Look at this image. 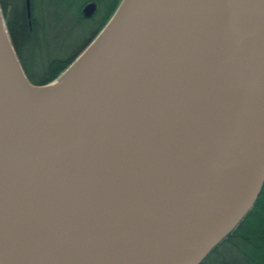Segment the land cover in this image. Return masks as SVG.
<instances>
[{"label":"water","instance_id":"obj_1","mask_svg":"<svg viewBox=\"0 0 264 264\" xmlns=\"http://www.w3.org/2000/svg\"><path fill=\"white\" fill-rule=\"evenodd\" d=\"M263 188L264 0H123L45 86L0 8V264H201Z\"/></svg>","mask_w":264,"mask_h":264},{"label":"trees","instance_id":"obj_2","mask_svg":"<svg viewBox=\"0 0 264 264\" xmlns=\"http://www.w3.org/2000/svg\"><path fill=\"white\" fill-rule=\"evenodd\" d=\"M30 7L31 17L27 0H0L6 29L25 75L33 85L45 86L57 80L79 55L47 53L56 48L58 36L67 26L58 30L63 10L46 8L39 0H30ZM45 18L52 21H39ZM68 36L66 44L74 48L81 44L80 32L72 31ZM201 264H264V188L244 220Z\"/></svg>","mask_w":264,"mask_h":264},{"label":"flooded vegetation","instance_id":"obj_3","mask_svg":"<svg viewBox=\"0 0 264 264\" xmlns=\"http://www.w3.org/2000/svg\"><path fill=\"white\" fill-rule=\"evenodd\" d=\"M38 1V0H37ZM123 0H39L46 8L62 9V18L58 19L63 34L58 36L59 42L53 50H47L51 55H80L94 41L99 33L104 29L103 25L111 20ZM90 7L93 12L90 15L85 10ZM71 10V11H70ZM39 21H52L51 18L40 19ZM58 22V21H57ZM77 31L81 33V44L68 45L70 39L69 32ZM66 34V35H65Z\"/></svg>","mask_w":264,"mask_h":264},{"label":"bare ground","instance_id":"obj_4","mask_svg":"<svg viewBox=\"0 0 264 264\" xmlns=\"http://www.w3.org/2000/svg\"><path fill=\"white\" fill-rule=\"evenodd\" d=\"M5 38L7 40V43L9 45V48L11 50V53L13 55V58H14L15 62L19 66L17 58H16V56L14 54V51H13V49L11 47V44L9 42V39H8L7 35L5 36ZM247 45H248L247 42L240 41L239 39H237L236 33L234 31V26L232 24V25L227 26L225 28L224 32L222 33L220 41H219V44H218V47H217V54L218 55H229V54H235V53H239V52H246L247 51ZM214 84H215V86L217 88H220V89L223 88V87L226 88L225 83L222 82V81H215ZM232 86H234V85H232ZM226 90H228V89H226ZM228 94H229V91L223 93L220 96V98L222 96H225V95H228Z\"/></svg>","mask_w":264,"mask_h":264},{"label":"rangeland","instance_id":"obj_5","mask_svg":"<svg viewBox=\"0 0 264 264\" xmlns=\"http://www.w3.org/2000/svg\"><path fill=\"white\" fill-rule=\"evenodd\" d=\"M4 23V22H3Z\"/></svg>","mask_w":264,"mask_h":264}]
</instances>
